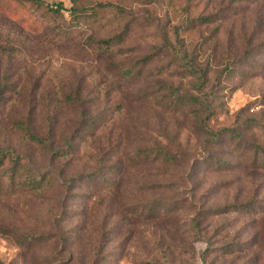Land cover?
I'll return each mask as SVG.
<instances>
[{"label": "rangeland", "instance_id": "obj_1", "mask_svg": "<svg viewBox=\"0 0 264 264\" xmlns=\"http://www.w3.org/2000/svg\"><path fill=\"white\" fill-rule=\"evenodd\" d=\"M39 1L0 0V145L23 177L50 152L18 118L72 144L52 162L64 203L1 192L0 264H264V0ZM165 33L202 74L157 55ZM227 127L249 157L208 131ZM52 213L62 240L26 237Z\"/></svg>", "mask_w": 264, "mask_h": 264}, {"label": "trees", "instance_id": "obj_2", "mask_svg": "<svg viewBox=\"0 0 264 264\" xmlns=\"http://www.w3.org/2000/svg\"><path fill=\"white\" fill-rule=\"evenodd\" d=\"M34 2H38L40 5L39 0H33ZM109 6H114L113 4L110 3H99L97 5V8H93L94 11H97L98 9H103ZM47 8L56 12L60 13L62 10L65 9L64 5L62 2H58L54 5H47ZM81 9L80 8H71L70 12L72 16L77 15V12H79ZM103 39L101 42L105 45H101L102 47H111L113 45V41L111 39ZM163 42L161 43L160 48L158 49L157 55H160L161 59L165 57H169L174 59V61L181 63V65H184L186 69L193 73L198 75L199 71L201 72L202 68H198L192 61L188 60V56L186 54V51L182 46L177 47L176 44L169 38V36L165 33L163 35ZM263 52H264V45L262 46ZM107 49V48H106ZM104 49V50H106ZM147 63V61H146ZM203 72H201L202 74ZM200 79V74L198 76ZM169 88L174 89V86L171 85ZM175 92L178 94V98L180 99H186L187 96L183 95L181 91L175 90ZM199 92V90H197ZM192 99H197L200 100L198 95H191ZM157 99V98H156ZM86 113H82V119L85 116ZM25 116L18 118L15 122L17 126H21V128L24 131L25 136L29 140L31 144L34 145V147L40 152L46 153L47 150L50 152V161L48 165H37L35 164L33 167H29V172H26V174L23 177H19L17 175L20 174L22 169H25V165L23 164L21 157L18 155L19 152H16L15 150H10L6 146H1L0 145V171L2 167L5 165L6 160L8 159V167H7V173H2L0 174V194L1 192H5V190L13 189V188H21L25 187L26 189H30L31 192L35 194V196H44L46 194V189L48 187H55L57 188L58 194L54 197L51 198L55 202V207L59 210L61 209V204L64 203L62 194L65 192L63 191L62 185L64 187V180L60 178V172L56 171L53 168L52 162L58 159L60 156L65 155V153L70 152L72 144H68L65 147H58L55 148L52 145H49L47 143V138L46 136L40 134L32 125L30 122L26 121L24 118ZM49 122L51 123V117H49ZM54 124V121H53ZM210 134H213L214 137L217 136H222L225 139H228L230 142H234L235 146L234 148H237V143L240 141V139H244V134L241 132H238L236 128H223L220 129L218 132L211 131L208 129ZM255 148H254V155L257 160V165H261L264 163V148L257 143H254ZM241 151H244L245 155L249 157L250 153V148L243 149L241 148ZM238 153L240 154V148H237ZM51 152L52 157H51ZM254 161V160H253ZM5 174V175H4ZM90 173L85 174L84 177H89ZM52 180H57L56 183H51ZM51 185V186H50ZM238 207V206H236ZM152 212V216L156 215L157 209L156 208H150L149 209ZM139 215H145V212L143 210H140L138 212ZM57 214H51V217L49 216V221L46 223L45 228L43 230H39L35 228L34 231H32L31 234L26 235V237H31V238H38V239H63L64 237V232L62 231V225L59 220H57ZM47 218L44 217V220Z\"/></svg>", "mask_w": 264, "mask_h": 264}]
</instances>
